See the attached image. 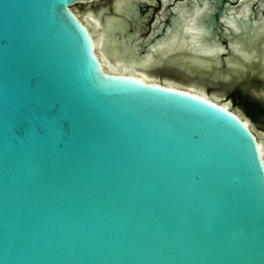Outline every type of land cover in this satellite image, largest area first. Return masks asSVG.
<instances>
[{
	"label": "water",
	"instance_id": "water-1",
	"mask_svg": "<svg viewBox=\"0 0 264 264\" xmlns=\"http://www.w3.org/2000/svg\"><path fill=\"white\" fill-rule=\"evenodd\" d=\"M95 1L0 0V264H264L255 136L231 111L182 89L247 73L225 68L221 56L189 72L183 53L155 59L187 78L172 80L179 89L104 72L71 10ZM117 1L106 26L121 16ZM175 1L143 40L142 0H124L136 30L107 38L126 60L144 59L182 10L189 17L185 7L171 10ZM205 1L216 9L205 2L202 43L228 57L235 35L251 38L264 22V9L255 23L254 12L229 10L235 0ZM251 92L264 96V87Z\"/></svg>",
	"mask_w": 264,
	"mask_h": 264
},
{
	"label": "bare ground",
	"instance_id": "bare-ground-1",
	"mask_svg": "<svg viewBox=\"0 0 264 264\" xmlns=\"http://www.w3.org/2000/svg\"><path fill=\"white\" fill-rule=\"evenodd\" d=\"M162 1L164 2V4H166L169 0ZM124 3V0H118L116 2V11L119 12L121 16L119 15V17H117L113 21H109L107 26L101 25L99 19L84 18L88 24H93L95 28H99L100 30H102L101 35L97 36V41H94L93 39V51L96 57L99 59L102 70L104 72L111 74H127L140 78V80H142L144 83H156L161 84L165 87L179 89L181 87L176 83L170 81L160 82L154 77H151L143 72L144 70L150 68L152 64H154L153 57L155 54H159L162 59H167L171 57V55L176 54L180 51L184 55L188 54L186 63H189V72H191L192 66L195 67L194 69L203 71L206 70V68H210L214 63L218 62L219 56H221V54L223 53V47L215 43L203 44V32L198 24L200 18L206 15V12L208 10V6L206 4L203 6V9L197 8L194 12L190 13L189 17H185L184 10H182V14L179 16L174 30L169 32L164 39L157 42L154 46V49L149 51L144 59L135 60L134 58H130L129 60H126L125 53L119 51V48L115 45L114 40L110 42L107 38V33L111 32L114 28L120 27V29L126 31L129 25L128 19L131 16L130 13L125 10ZM146 3L147 1L143 2V6H145ZM248 12L249 7L247 6L239 11V15L243 16ZM122 14L126 15L127 17L122 16ZM223 23L233 31L232 34L239 31V27L230 18V16L224 18ZM257 34H264V22L259 23L254 28V32L252 33L251 38H246L244 40L242 38L243 35L241 36V34L238 33V35H235L234 38L231 39V41L229 42L230 52H234V57L238 60V62L232 61L231 63L227 61L229 65L233 66L231 67L232 71L237 72L239 69H242L239 65H242L243 63L244 66L245 61L251 62V59L255 57L254 52L250 53L249 47L252 43H254L255 36ZM209 59L212 60L208 61ZM138 70L143 71L138 72ZM182 89L188 90L190 93L200 96L203 99L219 104L225 110L231 111L238 118H240L254 134L257 141L259 155L264 165V145L262 141L257 137V134L254 133L253 127L245 117H243L240 113L230 109L228 103L218 102L215 96L206 94L204 90L194 88L192 86Z\"/></svg>",
	"mask_w": 264,
	"mask_h": 264
},
{
	"label": "flooded vegetation",
	"instance_id": "flooded-vegetation-1",
	"mask_svg": "<svg viewBox=\"0 0 264 264\" xmlns=\"http://www.w3.org/2000/svg\"><path fill=\"white\" fill-rule=\"evenodd\" d=\"M145 1H147V3L145 6H143V2H145ZM152 2L153 1H151V0H142L141 6H140L141 15L143 16V22L138 27H139V31L141 34V38L143 40H146L150 35H152L156 30L155 24L157 22L161 23V21H162V17L160 15H161L162 10L164 9V5H165L164 2L162 0H155V3L154 2L152 3ZM205 2H206L205 0H181V1L176 0L174 2L175 6H173V7L171 6V10H173L174 8H179V7L184 8L185 7V10L188 9L190 11V13H192L197 8L203 9ZM109 3L110 4L104 3L101 6L94 7L92 9H90V10L94 11V13L96 14V19L99 16L100 10L102 8L106 9V11L103 13V16L101 17V20L99 19L101 22V25H104V26L106 23L105 17H107V15L110 16L114 12V8H113L114 0H112V2H109ZM206 4L210 8L216 9V6L214 4L208 3V2H206ZM247 6L249 7V12H254L255 23H259V21H261L259 18V14H260V11L262 9H264V0L260 1L259 3L256 2L255 0H239V1L235 0V4L230 6L229 10L230 11L234 10L233 8L235 7L236 10L240 11L244 7H247ZM107 7H109L110 9H107ZM153 10H154V12H153ZM88 11H86V12H88ZM74 12L77 14L78 18L84 23V25L90 31L91 36L93 37L94 41H97V36L101 35L102 30H100L99 28H95L93 26V24H88L85 21L84 18H86V16H85L86 12L81 13V12H78V10L74 11ZM114 14H115V12H114ZM221 19H223V17ZM128 21H129V25H128L126 30L131 31V32L136 30V23L132 20L131 17L128 19ZM108 35H110V34H107V37H108ZM117 35H119V33H117ZM222 44L225 46L227 45L226 42H224ZM253 44H254V46L251 45L249 47V49L256 52V56L254 54L255 57L253 59H251V62L245 61L244 66H243V63H242V65H239L242 69H239L237 71V72H240L241 70H245V72L247 73V76L246 77H240L236 82L232 83L233 86L231 88V92L229 93V95L232 92H238V93L242 94V96L244 97L245 100L247 99L249 102H251L255 105L261 106L264 109V96L259 95L257 97L255 95H253V93L251 92V90L258 91L259 88L264 87V86L257 87L255 84H253L251 86H248L245 84V83H248L247 81L249 80V78L251 76H254V75H257L259 77V79L264 83V77H261V75H259V70L264 69V34H257L255 36V40H254ZM119 51L123 52L121 49H119ZM226 51H227V48H226ZM180 53H181V51L177 52L176 54H173L171 56L172 57H178V56H180ZM147 54H148V52H147ZM231 55L233 57H228L227 54L225 52H223L221 54V57L223 58V60H225L226 63H227V61L230 63L232 61L238 62V60L235 59V57H234L235 53L231 52ZM157 56H159V58H161V56L159 54H155L153 57L154 58V64H152L150 68H148L144 71L142 70L143 72H145L146 74L147 73H156L157 71L162 70L164 68V67H161L159 65H155V62H156L155 59L157 58ZM241 60H242V58H241ZM157 63H159V62L157 61ZM228 66L233 67V66L227 65V64L224 65L225 68ZM239 66H238V68H239ZM250 66H252V70L253 71L255 70L258 74H251ZM165 68H168V67H165ZM170 68L176 70L175 66H172ZM191 68H195V67L192 66ZM142 71L138 70V72H142ZM149 76H151V75H149ZM222 83H226V81H222ZM222 83H220V84H222ZM239 105L241 106V104H239ZM242 116L245 117L244 115H242ZM247 116L245 118L248 121L250 120L249 121L250 124L253 123V124H255V126L258 125V127L264 131V113L262 115H260V117L258 118V120L261 121V123H255L254 120L248 114H247Z\"/></svg>",
	"mask_w": 264,
	"mask_h": 264
},
{
	"label": "rangeland",
	"instance_id": "rangeland-1",
	"mask_svg": "<svg viewBox=\"0 0 264 264\" xmlns=\"http://www.w3.org/2000/svg\"><path fill=\"white\" fill-rule=\"evenodd\" d=\"M155 3V0H151ZM112 2V0H100V1H95L92 3H87V4H77L75 6H72V10L73 11H77L84 13L94 7H98L101 6L104 3H108ZM152 2V3H153ZM154 12V10H153ZM243 38V36H242ZM154 75H158V76H154ZM161 76V77H160ZM151 77H154L155 79H157L160 82H164V81H170L173 82L172 80H180V81H186L187 78L185 76H183L182 74H180L178 71H176L175 69H171V68H163L162 70L157 71L156 73H153L151 75ZM160 78V79H159ZM167 79V80H163V79ZM248 83H245L248 86H251L253 84H255L257 87H261L264 86V83L259 79V77L257 75L251 76L249 78V80L247 81ZM175 83V82H173ZM177 84V83H176ZM180 85V84H178ZM233 84L229 81L228 83H222V84H215V85H211V84H204V86L202 87V89L204 90V92L208 95H212L215 96L218 100V102L221 103H228L229 104V108L240 113L241 115H244L245 117L247 116L245 109H243L237 102L234 101V99L229 95V93L231 92V88H232ZM248 117V116H247ZM250 121V120H249ZM255 123H261V121H259L258 119L256 121H254ZM251 126L254 129V133L257 134V137L262 141L263 145H264V131L262 129H260L258 127V125L255 126V124L251 123Z\"/></svg>",
	"mask_w": 264,
	"mask_h": 264
},
{
	"label": "trees",
	"instance_id": "trees-1",
	"mask_svg": "<svg viewBox=\"0 0 264 264\" xmlns=\"http://www.w3.org/2000/svg\"><path fill=\"white\" fill-rule=\"evenodd\" d=\"M231 97L234 99L235 102L241 104L245 112L254 120L256 121L260 115L264 113V109L261 106L255 105L249 102L247 99L245 100L242 94L238 92H232Z\"/></svg>",
	"mask_w": 264,
	"mask_h": 264
}]
</instances>
